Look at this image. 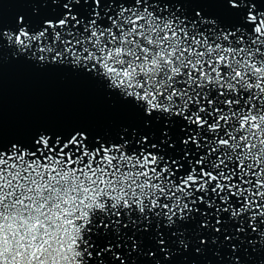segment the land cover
Here are the masks:
<instances>
[{
  "label": "snow or ice",
  "instance_id": "obj_1",
  "mask_svg": "<svg viewBox=\"0 0 264 264\" xmlns=\"http://www.w3.org/2000/svg\"><path fill=\"white\" fill-rule=\"evenodd\" d=\"M5 62L111 112L0 133V264H264V0H16Z\"/></svg>",
  "mask_w": 264,
  "mask_h": 264
},
{
  "label": "water",
  "instance_id": "obj_2",
  "mask_svg": "<svg viewBox=\"0 0 264 264\" xmlns=\"http://www.w3.org/2000/svg\"><path fill=\"white\" fill-rule=\"evenodd\" d=\"M5 23L31 5L0 0ZM112 110L95 86L67 72L40 71L5 62L0 70V133L5 139L20 135L37 121L61 122L90 117L103 123Z\"/></svg>",
  "mask_w": 264,
  "mask_h": 264
}]
</instances>
